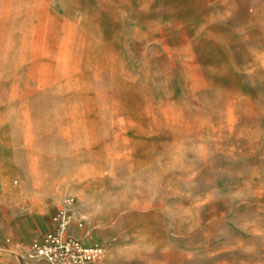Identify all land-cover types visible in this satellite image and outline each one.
Instances as JSON below:
<instances>
[{"label": "rangeland", "instance_id": "rangeland-1", "mask_svg": "<svg viewBox=\"0 0 264 264\" xmlns=\"http://www.w3.org/2000/svg\"><path fill=\"white\" fill-rule=\"evenodd\" d=\"M0 183L96 264H264V0H0Z\"/></svg>", "mask_w": 264, "mask_h": 264}, {"label": "crops", "instance_id": "crops-1", "mask_svg": "<svg viewBox=\"0 0 264 264\" xmlns=\"http://www.w3.org/2000/svg\"><path fill=\"white\" fill-rule=\"evenodd\" d=\"M32 190H35V187L30 189L29 197L27 195L20 201L28 211L29 216H24L16 209L17 202L10 200L8 194L4 193L0 183V192L3 194L0 199V264H35V260L28 256V248L32 241L40 238L50 228L51 217L62 204L53 189L43 187L42 193L45 195L42 197V204L37 205V199L30 196ZM49 207L51 214L40 216V212L43 209L49 210ZM74 215L78 218V211L75 210ZM71 233L83 239L95 236L94 233H86L85 227L77 228L74 225L71 227Z\"/></svg>", "mask_w": 264, "mask_h": 264}, {"label": "built area", "instance_id": "built-area-1", "mask_svg": "<svg viewBox=\"0 0 264 264\" xmlns=\"http://www.w3.org/2000/svg\"><path fill=\"white\" fill-rule=\"evenodd\" d=\"M74 201L65 199L51 217V226L31 245L28 256L35 264H93L104 254L103 245L95 239H83L71 233ZM77 228H82L78 221Z\"/></svg>", "mask_w": 264, "mask_h": 264}]
</instances>
